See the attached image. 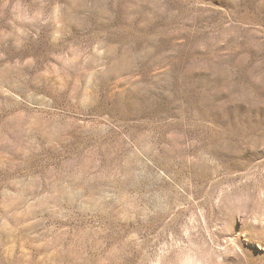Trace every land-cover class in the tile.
Here are the masks:
<instances>
[{"label":"rangeland","instance_id":"1","mask_svg":"<svg viewBox=\"0 0 264 264\" xmlns=\"http://www.w3.org/2000/svg\"><path fill=\"white\" fill-rule=\"evenodd\" d=\"M0 264H264V0H0Z\"/></svg>","mask_w":264,"mask_h":264}]
</instances>
